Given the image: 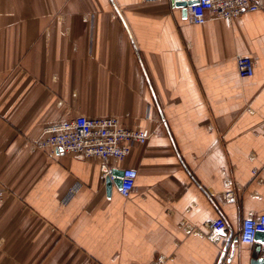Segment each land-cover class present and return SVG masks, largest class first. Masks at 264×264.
Listing matches in <instances>:
<instances>
[{"label": "crops", "instance_id": "crops-1", "mask_svg": "<svg viewBox=\"0 0 264 264\" xmlns=\"http://www.w3.org/2000/svg\"><path fill=\"white\" fill-rule=\"evenodd\" d=\"M77 116L146 133L111 164L137 173L127 197L95 160L24 147ZM0 193V264H250L236 234L264 213V8L195 25L171 0H0Z\"/></svg>", "mask_w": 264, "mask_h": 264}, {"label": "built area", "instance_id": "built-area-1", "mask_svg": "<svg viewBox=\"0 0 264 264\" xmlns=\"http://www.w3.org/2000/svg\"><path fill=\"white\" fill-rule=\"evenodd\" d=\"M155 2L161 0H144ZM264 8V0H196L186 8V18L191 24L201 25L208 16L223 20L226 25L243 12ZM254 59L247 55L237 56L236 70L240 77L251 76ZM147 135L137 128L124 127L116 117L77 116L59 123L45 125L40 136L24 145L25 148L53 155L61 152L97 161L99 180L113 181V161H122L133 145H143ZM137 173L133 169L122 170L118 192L127 197L134 189ZM1 198V193H0ZM207 238L217 243L227 232L223 218H217L207 226ZM258 232H264V213L250 214L244 218L237 231L241 244L251 245ZM224 254V253H223ZM221 264V263H220Z\"/></svg>", "mask_w": 264, "mask_h": 264}, {"label": "water", "instance_id": "water-1", "mask_svg": "<svg viewBox=\"0 0 264 264\" xmlns=\"http://www.w3.org/2000/svg\"><path fill=\"white\" fill-rule=\"evenodd\" d=\"M172 5L175 8H179L183 17L186 16V8L196 3V0H171ZM115 179L113 180L117 185L118 189L120 187V178L122 176V170L113 171ZM105 182H109L108 179ZM254 249L251 255L250 264H264V250L261 245L264 244V232H258L255 237ZM229 244H224V250L228 248ZM231 249L233 246H230ZM233 252V251H232Z\"/></svg>", "mask_w": 264, "mask_h": 264}]
</instances>
